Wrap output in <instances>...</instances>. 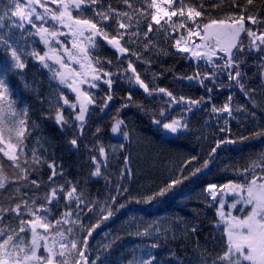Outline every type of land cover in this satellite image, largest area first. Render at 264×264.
Instances as JSON below:
<instances>
[{
	"label": "trees",
	"instance_id": "16d2710c",
	"mask_svg": "<svg viewBox=\"0 0 264 264\" xmlns=\"http://www.w3.org/2000/svg\"><path fill=\"white\" fill-rule=\"evenodd\" d=\"M7 2L8 0H0V16L7 9ZM129 2L132 8L123 0H103L102 5H95L105 11L111 6L112 9L128 12L133 17L130 28L118 29L113 14L106 22V28L109 35H115L117 31L125 32L121 44L137 55L121 54L105 40L97 37L99 47L90 51L94 53V58L100 60V66L104 70L113 73L110 77L113 83L109 89L103 83L109 77H102L101 81H96L98 87L89 89L95 103L88 106L82 130L80 122L75 120L79 105L77 104L74 111L64 105L63 100H59L62 92L70 102H76L74 95L52 79V73L43 68L31 53L25 59L26 66L23 70L9 73L6 83L9 85L13 107L18 112L27 110L30 129L33 122L39 125L25 140L27 147L24 152L29 163L23 166L38 169L31 172L29 180H39L40 187L26 181L14 182L18 170L10 167L11 161L0 153V164L3 165L4 175L7 177L6 188L0 190V207L9 208L17 202H31L33 199L36 207H39L45 203L43 197L50 194L53 187H63L64 192L59 193V202L54 200L51 205H47L51 209L49 219L55 224L68 211L65 207L68 203L64 199L65 193L75 187L77 194L82 193L85 198V205L81 207L93 209L86 214L81 213V222L93 225L102 221L100 227L88 238V247L84 250L89 264H132L133 249L138 246L152 250V257H155L153 264H202V257L211 264V260L224 248L226 236L220 225L217 206L206 193V188L210 184L220 188L229 182L246 183L243 169L264 153V136L255 135L264 132V55L248 50L250 38L246 34L241 38L245 45L244 52L238 57L241 61V79L245 89H255L250 92L249 98V92H241L239 86L229 80L228 72H234V69L221 70L206 62L194 64L186 54L178 51L174 45L182 36L184 28L171 27L167 17L160 21V25L151 21V14L156 12L155 8L149 7L151 0ZM179 2L180 0H174V9L171 10L177 9ZM22 3L26 4L24 1ZM183 3L202 12L200 17L195 18L201 25L212 19L220 20L231 16L238 18L244 8L248 9L245 16L249 12L258 13L260 19L264 20V0H254L250 6L246 5V0H235V5L233 0H183ZM47 6L56 9V5L50 2ZM36 10L39 13L44 11L38 6ZM141 12L145 15H141ZM72 14L77 16L79 13L73 10ZM83 15L91 18L94 14L89 7L84 9ZM181 18L183 17L178 14L172 22L178 24ZM121 19L126 24L129 22L127 17ZM33 20L37 26L64 31L50 17L46 16L45 21L36 20L35 17ZM3 23L0 36L2 31L9 30L6 19ZM149 23L153 28L150 32L147 28ZM245 23L247 27L258 32L264 31V23ZM25 25L27 33L36 32L30 24ZM132 32H138L139 35L132 36ZM30 37L35 44L34 51L43 54L48 50L38 35ZM56 39L64 47L71 49L66 35H59ZM52 46L66 58L60 44L53 40ZM223 55L220 53L219 57ZM129 61L149 89L164 88L176 97L177 102L171 101L170 97L158 91L149 96L134 83V78L130 82L127 77H132L133 73L128 70ZM214 63L223 65L224 59H217ZM196 73L208 74L212 78L205 79L203 85L199 78L187 79ZM208 88L212 91L208 92ZM109 94L112 95V100L108 101L107 107H102ZM129 95L131 100H128ZM181 97L184 99L180 100ZM229 97L235 105L243 107L246 114L224 124L216 119L220 112H213L212 108H221L228 102ZM201 98L205 102L199 105L187 103L189 100ZM57 103L68 120L63 128L55 122ZM125 104L128 106L125 107ZM189 108L191 111L186 110ZM181 116H187L184 123L186 127L173 140L164 138L160 125L154 123L156 120L162 123L171 122ZM117 120L123 121L121 129L128 132V139L122 133L120 138L113 135L111 129ZM133 133L138 139L132 138ZM74 138L77 140L76 146L70 143ZM222 140H232L234 143L221 144L212 153L211 150L216 148L217 142ZM100 148L104 149V154L100 153ZM33 151L41 161L38 165L31 164ZM205 161H208L206 168L203 167ZM48 164H54L57 173L51 180L49 178L53 169ZM97 164L100 175L94 176L92 172ZM181 166H184L185 174L197 167L202 171L184 180L164 197H157L150 203L144 202L170 180L180 176ZM256 173L262 174L259 169ZM248 176L251 178V173ZM16 188H19L18 193L13 192ZM117 188L121 191L117 192ZM124 189L127 191H123ZM112 197H115L114 202ZM71 208H75L74 203ZM108 209L113 210V215L108 220H103ZM3 215L5 223L12 227L17 226L18 218H14V213ZM75 218L73 214L70 219ZM58 227L61 230L71 227L81 237L86 234L79 231L78 225L70 222ZM193 227L195 232L191 231ZM107 233L112 235L107 244L103 247L101 244L96 246L99 238ZM21 235L30 236L23 233ZM154 243L158 247L153 248ZM72 256L74 259L75 252Z\"/></svg>",
	"mask_w": 264,
	"mask_h": 264
},
{
	"label": "snow or ice",
	"instance_id": "6c2138e0",
	"mask_svg": "<svg viewBox=\"0 0 264 264\" xmlns=\"http://www.w3.org/2000/svg\"><path fill=\"white\" fill-rule=\"evenodd\" d=\"M56 5V9L47 6V3ZM123 2L132 8V4L129 0H123ZM165 2L171 8L174 0H165ZM103 0H27V3H21V0H11V16L17 17L19 23H15V27L20 29L22 32L26 31L25 23L30 24L32 28L36 29L35 33L28 32L29 36L38 35L40 40L43 42L45 47L48 49L43 54L33 51L31 55L37 59L43 68L48 69L52 73V79H55L59 84L64 85L71 89L76 94V102H70L69 98L61 92L59 100H63V104L72 108L74 111L79 105V111L75 115V120L80 122V128L83 129V125L88 112V106L95 103V98L91 93L86 90H82L79 85L87 83L89 88H96L98 84L96 81H101L102 77H109V79L103 80V83L107 84L111 89L113 81L110 77L113 73L108 72L100 66V60L94 58V53L90 49H96L99 47L97 37L103 39L107 44L111 45L121 54L137 55L135 52H131L125 45L121 44V40L124 39L125 32L117 31L115 35H109L106 22L112 18L113 14L116 17V24L118 29H125L131 27V20L133 17L129 16L128 12H120L116 9H112L109 6L108 10L105 11L102 7L97 8L95 5L101 4ZM254 0H246V5H253ZM235 5V0H233ZM37 6L44 9L43 13L37 12ZM91 8L93 17H85L83 11L85 8ZM149 7L155 8V14H151V21L155 24L160 25V21L163 17H167V22H170V26L175 28H186L187 38L181 36L175 42V47L178 51L183 53H191L192 57L198 60H205L208 64L214 68H220L221 70L234 69L235 71L228 72L229 80H232L239 86L241 92L255 91V89H245L243 80L241 79L242 73L239 70L240 59L239 54L245 50V45L240 36L242 33L249 37V43L247 48L249 51H257L264 53V31H257L252 27L246 26V21L252 25L258 23H264L261 20L258 13L249 12L245 16L247 8L241 10L238 18L231 16L226 19H212L208 23L198 22L195 18L200 17L202 12L196 10L190 5H185L183 0H180L178 8L171 11L163 10L157 3V0H151ZM185 8H187V18L192 21V27L187 26V20H181L178 24L172 22V17L178 14L183 17L185 16ZM73 10L79 14L73 16ZM140 11V10H136ZM141 15L145 13L141 12ZM8 12L4 13L7 16ZM4 16H0V28L4 27ZM50 17L52 21L58 23L62 28H67L68 35H71L72 48L76 49V52H71L68 48L61 44V41L56 39L58 35H65L63 32L44 27L43 25L37 26L34 22L33 17L36 20L45 21V17ZM97 17L99 19H97ZM121 17H127L128 23H124ZM139 21L137 22V24ZM148 31H152V24L147 25ZM132 36H138V32H132ZM147 36V33H145ZM193 36L198 37L201 43L197 44L193 41L191 44L188 43V38ZM21 40L26 39L25 36L20 37ZM56 44H60L63 48L64 54L68 55L69 59L80 65L81 71L69 69L68 65L64 62L63 56L60 55L59 50L52 46V41ZM181 41H184L183 46ZM132 42V41H128ZM0 43H6L4 38L0 36ZM7 47L11 49V59L14 62L12 67L15 69L23 70L25 68V62L21 60V56L18 54L17 48L13 47L12 44H7ZM235 49V52L233 51ZM221 52L224 55L222 57L217 56V53ZM224 59L223 65L215 64L213 58ZM137 59H140L137 56ZM48 61L58 64L61 70L53 69ZM111 63V61H109ZM128 70L133 73L132 77H127L131 82L134 78V83L139 85L149 96L155 92L164 93L170 97L171 101L177 102L176 97L171 92L164 88L149 89L148 85L141 80L139 74L136 73V69L131 61L128 62ZM213 76L215 73L212 74ZM90 77V79H89ZM79 78V79H77ZM200 79V83L203 85L205 79H211L212 77L208 74L196 73L193 76L187 77L188 80ZM214 82V81H213ZM208 92L212 89L208 88ZM184 98L181 97L180 100ZM112 100V95L109 94L104 99L102 107L108 106V101ZM128 100H131L129 95ZM232 98H228V102L225 103L221 108L213 106V112H221L232 114L231 107ZM204 99L201 100H189L187 103L190 105H199L204 103ZM125 107L128 105L125 104ZM256 107L255 104L252 105ZM191 111V108L188 109ZM236 111H245L242 107H237ZM163 114V113H161ZM55 122L62 128L68 124V120L65 119L62 109L57 103V111L55 114ZM156 124H160L163 129L170 133H176L178 128L186 127L181 125L180 121L173 120L171 122L162 123L160 120L154 121ZM123 121L117 120L111 131L113 133L121 132L125 139H128V132L122 131L121 125ZM39 125L32 123L31 129L28 125L27 110L17 111L13 107V102L10 99L9 85L5 79H0V153H3L4 157H7L8 161H11L9 165L13 169L18 170L16 180L26 181L28 184L35 185L37 188L40 187V182L37 179L29 180V176L33 170L30 167H24V164H28V158L25 156L24 149L27 147L25 140L28 136H31V131ZM257 136H264V132L255 133ZM246 139V138H244ZM73 146H76L77 140L74 138L70 141ZM224 143H234L232 140L218 141L216 148L211 150L212 153L216 152V149ZM121 147H123L121 145ZM100 153L104 154V149L100 148ZM194 159V158H193ZM23 160V163L21 162ZM93 162L96 163L95 158ZM40 159L36 156L33 151L31 164H40ZM127 163V161H126ZM208 166V161H205L203 167ZM48 167L53 169L52 176L57 175L55 172V165L48 164ZM181 166L180 176L170 180L166 185L160 188L154 195L148 196L144 202L150 203L157 197H164L169 192L173 191L178 185L182 184L184 180L190 179L201 172L202 169L197 167L195 170H190L189 173L185 174ZM259 169L260 173L257 174L256 170ZM251 173V178L248 174ZM246 183H233L220 186L217 190V185L210 184L207 186V191L213 201H217L219 204L218 215L220 220L224 223L223 229L226 241L222 251L211 260V264H264V153L260 154L255 160H252L250 164L243 169ZM62 175V173H60ZM92 175H100V167L97 164L95 171ZM7 177L4 175L3 165L0 164V190L6 188ZM27 186V184L25 185ZM224 189L228 190V193L232 194L236 199L230 204V207L235 209L237 205H242V209H250L243 218L233 216L231 212L225 213V200L224 195L228 194L224 192ZM121 189L117 188V192ZM123 191H127L124 189ZM14 193L19 192V188L13 189ZM64 192V188L60 187L57 189L53 187L50 194H46L43 197L45 203L36 207V201L33 199L30 201L24 200L17 202L13 207L4 208L0 207V264H69L68 256L75 252V258L72 264H89V261L85 257V251L88 247V238L92 236V233L100 227L102 221H98L93 225H85L81 222V213L86 214L91 212L92 207H81L85 205V198L82 193L77 194V189L72 187L65 193L64 199L68 202L65 207L68 211H65L60 219L55 221V224L51 222L49 216L51 209L47 205H51L53 201L60 200L59 193ZM218 195L220 199L217 200ZM113 202L115 197H112ZM140 202V201H137ZM75 204V208H71L72 204ZM123 207V205L121 206ZM104 211V209H101ZM4 213H14L17 219V226L12 227L11 224L5 223ZM40 213H44L41 215ZM73 214L75 219H70ZM113 215V210L108 209L107 215L103 216V220H108ZM72 223L78 225L79 231L86 233L84 236H79L78 233L71 227L66 230H61L59 225ZM42 229V231H40ZM192 232L196 229L193 227ZM30 234L21 235V234ZM147 234V230L145 231ZM153 248L158 247L157 244L152 245ZM58 249V250H57ZM43 250V251H41ZM155 257L149 259H142L138 264H153ZM94 264V262H92ZM137 264V262H133ZM202 264H209L206 258L202 257Z\"/></svg>",
	"mask_w": 264,
	"mask_h": 264
},
{
	"label": "rangeland",
	"instance_id": "374dc122",
	"mask_svg": "<svg viewBox=\"0 0 264 264\" xmlns=\"http://www.w3.org/2000/svg\"><path fill=\"white\" fill-rule=\"evenodd\" d=\"M22 1H24L25 3H27V0H21V3H22ZM157 3L165 11H170L171 9H174L173 8V4L171 5V8H169V5L165 2V0H157ZM5 12H8V15L7 16H4V13ZM4 13L1 16H4V20L6 19L7 22L9 23V30L8 31H5V32L2 31V34H1V36L4 38V40L6 41V43H0V79H5V81H6L8 79V76H9V73L10 72H13L15 70H19V69H15V68L12 67V65H13L14 62L12 61L11 55H10L11 49L7 47V44H12L13 47L17 48L18 54L21 56V60L23 62H25L26 57L31 52L34 51L35 44H34L33 40L31 39V37L27 34L26 31L22 32L20 29H18V28L15 27L14 22L15 23H19V20H18L17 17H12L11 16V0H8V2H7V9H6V11H4ZM173 18L174 17H172V19ZM164 19H166V17H163L161 20H164ZM181 20H187V26L188 27H192V21L191 20H188L187 13H185V16H183V18H181ZM25 24H27V23H25ZM201 27H202V25H201ZM25 28H26V25H25ZM0 29H2V28H0ZM62 29H64V31H59V32L65 33V35L67 36L68 40L71 43L72 37H71V35H68V31L69 30L67 28H62ZM181 34H182V36H184V37L187 38L186 28L183 29V32H181ZM22 35L25 36L26 39L21 40L20 37ZM244 35H245L244 33L241 34L240 40H241V38ZM57 37H59V35ZM193 41H195V43H197V44L201 43V40L198 37H196V36H193L191 38H188V43L189 44H191ZM183 44H184V41H181V45L182 46H183ZM71 46H72V44H71ZM70 51L71 52H76V49H73L71 47ZM255 52L256 53H259L260 55H264V53H262V52H257L255 50H253V53H255ZM181 53H183V52H181ZM220 53L221 52H218L217 53V56H220ZM63 54H64V52H63ZM184 54H186L194 62V64H199V63L206 62L205 60H198V59L192 57V55H191L190 52L189 53H184ZM64 55H66V54H64ZM215 60H217V59L214 57L213 58V61L215 62ZM64 62L68 65V68L69 69H74L76 71H81L80 65L78 63L72 62L69 59L68 55H66V58L64 59ZM48 63L50 64V66L53 69H57V70L63 71L62 69H60V66L58 64L53 63V61H48ZM77 79H79V78H77ZM89 79H90V77H89ZM56 82L59 83L57 80H56ZM61 86L64 87V89L70 91L74 95V97L76 99V94L74 92H72L70 88L65 87L64 85H61ZM79 86L81 87L82 90H86L87 92H89V89L90 88L88 87L87 83L82 84V85H79ZM231 107L233 109L231 115H229L228 113H221L220 112L218 114L219 117L216 118V119L217 120H221V122L225 124L227 121H230L232 119H236L238 117H244L245 116V114H246L245 111L240 112V111H236L235 110L237 107H241V106H237V105L234 104V102H231ZM186 110H188V109H186ZM176 120L177 121H180L181 122V125H185L184 123H185V120H187V116H186V118L183 117V116H181L180 118H178ZM213 123H216V122H213ZM159 127H161L162 136L164 138L170 139V140L176 139L178 137V135L181 132H183L184 129H185V127H180V128H178V131L176 133H170V132L166 131L165 129H163V127L161 125ZM121 128H122V125H121ZM113 135L116 138H120L121 132L113 133ZM132 138L134 140L138 139V137L134 133H133ZM217 190H219V188H217ZM224 192L225 193H228V190L227 189H224ZM206 193L209 195V193H208L207 190H206ZM220 198H221L220 195H218L217 200H219ZM223 198L225 200V208H224L225 213L231 212V214L233 216H237V217L243 218L244 215L248 211H250V209H243V210H241L242 209V205H239V204L237 205V207L235 209L231 208L230 207V204L236 198L232 194H230V193L224 195ZM213 203L217 206V214H218L219 204H218L217 201H213ZM219 219H220V217H219ZM220 225L224 229L225 225H224V223L221 220H220ZM111 236H112L111 233L105 234L103 237L99 238V240L97 241V243L95 245L97 246V245H100L101 244L102 247H103L105 244H107V241L109 240V238ZM133 251H134L133 262H137V264H138V262L140 260H142V259H149V258H151L153 256L152 250L149 249V248H147V247H144V246H138L137 248H134ZM71 256H72V254L68 256L69 264H71V261H72L71 260ZM72 259H73V256H72ZM133 262H132V264H133Z\"/></svg>",
	"mask_w": 264,
	"mask_h": 264
}]
</instances>
